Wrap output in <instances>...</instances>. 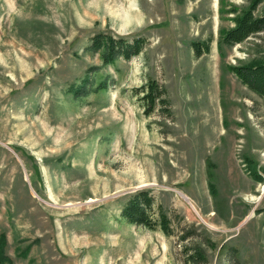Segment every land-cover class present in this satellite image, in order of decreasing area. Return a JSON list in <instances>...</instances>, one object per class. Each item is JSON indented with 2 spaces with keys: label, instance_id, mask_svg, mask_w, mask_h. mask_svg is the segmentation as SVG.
<instances>
[{
  "label": "rangeland",
  "instance_id": "374dc122",
  "mask_svg": "<svg viewBox=\"0 0 264 264\" xmlns=\"http://www.w3.org/2000/svg\"><path fill=\"white\" fill-rule=\"evenodd\" d=\"M248 3L0 0L5 264H264V99L230 69L264 53V30L218 43L229 8ZM99 30L148 42L106 64L89 48ZM207 38L198 55L191 42ZM86 75L108 86L76 97ZM151 77L170 114L160 102L146 113L138 88ZM140 187L172 234L122 216Z\"/></svg>",
  "mask_w": 264,
  "mask_h": 264
},
{
  "label": "trees",
  "instance_id": "16d2710c",
  "mask_svg": "<svg viewBox=\"0 0 264 264\" xmlns=\"http://www.w3.org/2000/svg\"><path fill=\"white\" fill-rule=\"evenodd\" d=\"M262 0H248V5L239 9L236 5L229 8L233 12L234 24L220 29L219 48L224 45L234 46L243 42L250 35L264 30V11L257 13V8ZM211 38L205 40H193L191 43L199 55L204 49H210ZM148 38L142 34L127 35L117 33L112 30H99L91 36L89 48L99 52L104 63H114L119 57L131 59L139 54ZM230 69L241 79V81L252 90L260 94L264 99V53L254 55L249 59L230 64ZM106 80H101L97 86H92L89 75L75 86H71L76 97L88 94L92 89L106 88ZM138 91H142V98L148 104L146 113L150 114L160 102L165 105L166 113H171L170 99L167 95V88L156 78H149L143 83ZM257 175V174H256ZM260 179L262 177L257 175ZM122 216L131 223L147 226L151 229H160L166 234H172L174 228L172 219L163 205L156 203V198L151 187H140L132 191L121 209ZM185 238L186 235H182ZM6 240V234L0 236V264H5L4 260L9 257L3 253L2 245ZM196 253H200L199 251ZM196 255V254H195ZM197 257H202L200 254Z\"/></svg>",
  "mask_w": 264,
  "mask_h": 264
},
{
  "label": "bare ground",
  "instance_id": "6f19581e",
  "mask_svg": "<svg viewBox=\"0 0 264 264\" xmlns=\"http://www.w3.org/2000/svg\"><path fill=\"white\" fill-rule=\"evenodd\" d=\"M133 10H136L134 7V4L130 3V5L126 9H124V11L122 12V16L124 17V21H125L127 26L130 25L132 19L134 18L133 17V13H134ZM90 201H95V200L91 199Z\"/></svg>",
  "mask_w": 264,
  "mask_h": 264
}]
</instances>
